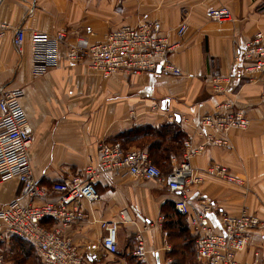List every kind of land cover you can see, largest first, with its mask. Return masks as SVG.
I'll use <instances>...</instances> for the list:
<instances>
[{
  "label": "crops",
  "instance_id": "obj_1",
  "mask_svg": "<svg viewBox=\"0 0 264 264\" xmlns=\"http://www.w3.org/2000/svg\"><path fill=\"white\" fill-rule=\"evenodd\" d=\"M210 6L228 7L231 18L221 23L210 19ZM143 18L159 22L169 40L179 44L169 60L180 75L118 72L104 78L88 68L85 57L69 60L77 38L99 42L109 30ZM180 22L187 24V31L177 37ZM0 23L8 26L0 39V84L23 89L21 103L32 128L28 154L33 177L42 186L81 174L95 161L99 142H115L135 127L175 123L182 140L190 136L197 143L202 141L197 125L202 114L225 100L244 110L249 119L246 130H231L228 146H207L191 159L201 174L216 162L243 184L202 174L203 181L187 186L183 193L192 208H198L201 200L211 205L208 218L215 230L224 214L246 209L256 216L262 226L249 231V245L235 259L264 264V78L246 81L234 61L244 42L256 32L264 34V0H4ZM19 26L26 33L20 53L12 44ZM61 28L66 38L57 63L33 76L30 32L51 34ZM218 75L230 77L223 93L213 90L212 78ZM182 152L180 143L176 154L169 156L170 167L181 161ZM96 187L97 200L78 202L80 218L43 221L70 239L82 264H143L134 254L137 235L143 240L146 264H190L184 240L187 235L195 249L190 217L179 215L172 204L179 192L154 180L113 173L101 177ZM20 193L16 179L0 183V209ZM121 210L127 211L129 221L120 219ZM101 221L119 222L114 254L101 245L105 234ZM0 251L7 264H42L36 247L19 237L3 234Z\"/></svg>",
  "mask_w": 264,
  "mask_h": 264
},
{
  "label": "built area",
  "instance_id": "obj_2",
  "mask_svg": "<svg viewBox=\"0 0 264 264\" xmlns=\"http://www.w3.org/2000/svg\"><path fill=\"white\" fill-rule=\"evenodd\" d=\"M3 2L0 0V8ZM207 16L221 23L231 18V12L226 6H210ZM7 27L0 23V39L4 37ZM186 31L185 22H180L175 28L177 37L184 36ZM65 38L66 30L63 28L51 34L39 30L30 32L33 76L42 74L57 63ZM25 39L23 27H16L12 44L17 52H21ZM178 45L169 40L159 22L143 18L134 25H120L109 30L99 42L77 38L67 55L74 62L85 57L88 68L104 78L118 72L180 75L181 71L169 60V55ZM234 61L240 64L241 74L246 81L264 78V34L256 32L244 42ZM212 82L214 92L223 93L228 90L230 77L218 75L212 78ZM262 92L264 94V85ZM23 95L21 87L0 84V183L16 179L21 185L20 196L0 209V239L4 234L30 242L36 247L42 264H82L70 239L59 228L46 227L43 221L51 218L66 223L80 218L82 212L78 202L97 200L98 180L113 173L154 180L170 192H179L172 201L173 208L179 215L190 217L189 227L195 240L194 256L198 264H241L235 256L247 249L249 231L261 227L262 222L246 209H241L236 215H222L215 230L208 218L211 205L201 200L198 208H192L183 192L189 185L200 184L202 174L237 186L243 184L226 166L216 162H210L201 174L192 167L191 159L202 154L207 146H228L226 136L231 130H246L249 119L244 110L225 100L218 103L213 111L202 114L197 122L202 141L194 143L192 137L188 136L182 143L181 161L173 164L167 172H162L152 163L143 148L126 149L118 142L102 141L96 146L95 161L87 164L81 174L45 187L33 177L28 154L32 128L21 103ZM119 217L122 221L130 220L125 210L119 212ZM118 224L117 221L100 222L105 231L101 245L110 254L117 252ZM136 240L134 254L146 264L143 240L140 235L136 236ZM0 264H7L1 253Z\"/></svg>",
  "mask_w": 264,
  "mask_h": 264
},
{
  "label": "trees",
  "instance_id": "obj_3",
  "mask_svg": "<svg viewBox=\"0 0 264 264\" xmlns=\"http://www.w3.org/2000/svg\"><path fill=\"white\" fill-rule=\"evenodd\" d=\"M182 138L177 125L171 123L160 128H152L150 126L142 128L135 127L122 136H119L115 142H118L126 149L131 146L145 149L148 152L149 159L155 165L159 163L170 165L169 156L170 154H176L179 144L185 140V138L184 140ZM189 239L187 235L184 236V240H188L185 244L186 251L189 246L188 243L193 241Z\"/></svg>",
  "mask_w": 264,
  "mask_h": 264
},
{
  "label": "rangeland",
  "instance_id": "obj_4",
  "mask_svg": "<svg viewBox=\"0 0 264 264\" xmlns=\"http://www.w3.org/2000/svg\"><path fill=\"white\" fill-rule=\"evenodd\" d=\"M150 161H151V159H150ZM152 162V161H151ZM153 163V162H152ZM157 165V167L162 171V172H167L171 167H169L170 165L169 164H161V163H159V164H156ZM0 227H2V225H1V223H0ZM2 231V230H1ZM188 248H187V257L189 258V262H190V264H197L196 262H195V259H194V250L192 249L193 248V243L192 242H190V243H188ZM3 253L4 254V251H0V253ZM5 255V254H4Z\"/></svg>",
  "mask_w": 264,
  "mask_h": 264
}]
</instances>
